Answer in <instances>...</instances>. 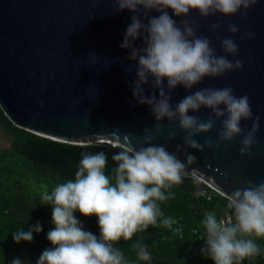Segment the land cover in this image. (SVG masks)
Here are the masks:
<instances>
[{"label":"clouds","instance_id":"1","mask_svg":"<svg viewBox=\"0 0 264 264\" xmlns=\"http://www.w3.org/2000/svg\"><path fill=\"white\" fill-rule=\"evenodd\" d=\"M256 4L257 0H114L115 14L123 10L131 13V22L119 47L128 49L127 59L136 62L135 77L129 82L132 96L137 104L149 107L157 132L166 120L169 124L175 122L185 133L182 141L185 159L181 160L177 152L169 151L164 144L153 143L148 128L144 129L142 144L133 146L125 142L113 152L115 167L110 175L105 171L108 158L104 152H82L74 179L56 183L51 191L45 189L40 195L39 204L50 207L54 227L46 233L49 247L41 252L35 264H129L116 246L118 241L130 240L149 225H162L173 234L181 232V228L173 227L176 219L164 215L160 203L174 197L173 187L195 174L188 167L196 160L189 149L201 152L242 137L239 155L248 154L260 121L259 115L253 116L248 96H237L231 86L190 92L205 78L240 70L242 61L236 58L238 44L233 35H228L220 40L222 54H217L208 37L197 35L188 15L194 11L200 18L214 15L227 18L238 13L243 16ZM152 12L158 15H150ZM218 28V24L211 25L214 33ZM238 30L237 24L227 26L230 34ZM253 36L248 31L241 39ZM138 38L141 46L136 47ZM145 86L150 89L148 95ZM177 86L189 94L173 105L170 93ZM90 89L95 95L94 87ZM201 109L209 112L207 119L196 115ZM249 120L250 128L241 126ZM217 121L220 128L215 139L209 137L200 143L196 137L208 133ZM175 135L172 129L167 132V139ZM180 148L178 145L177 149ZM224 199L226 208L231 210V222L218 220L215 212L204 213L200 255L213 264H241L245 258L261 252L255 241L264 238V181L238 187L224 194ZM76 213L94 216L98 234L86 229ZM42 230L40 221H35L26 229L21 227L12 232V240L16 244L30 243ZM133 247L137 249L138 260L152 259L147 245L137 241ZM8 264L30 262L13 257Z\"/></svg>","mask_w":264,"mask_h":264},{"label":"water","instance_id":"2","mask_svg":"<svg viewBox=\"0 0 264 264\" xmlns=\"http://www.w3.org/2000/svg\"><path fill=\"white\" fill-rule=\"evenodd\" d=\"M188 19L197 35L209 38L217 54H222L220 40L233 35L238 44L236 58L242 61L240 70L205 78L190 92L231 86L237 96H248L253 116H260L255 142L244 156L239 155L242 137L201 152L188 150L196 156L188 165L195 171L189 176L196 182L193 195L207 185L224 197L238 187L264 181V0H257L243 16L200 18L193 11ZM130 22L127 10L115 14L114 0H0L3 115L16 128L52 141L108 147L106 156L125 142L139 146L148 128L153 143L164 144L185 159V133L166 120L157 132L149 107L137 104L132 96L129 82L135 77L136 62L127 59L128 49L119 47ZM233 23L239 30L230 34L227 26ZM212 24L219 25L215 33ZM248 31L254 33L253 38L241 39ZM134 46H141L139 38ZM92 53L96 57H91ZM148 94L150 89L145 86ZM187 94L177 86L170 93V102L175 105ZM196 115L207 119L209 112L201 109ZM251 123L242 122L241 126L250 128ZM219 128L217 121L196 139L200 143L215 139ZM172 129L176 135L169 140L167 132Z\"/></svg>","mask_w":264,"mask_h":264},{"label":"trees","instance_id":"3","mask_svg":"<svg viewBox=\"0 0 264 264\" xmlns=\"http://www.w3.org/2000/svg\"><path fill=\"white\" fill-rule=\"evenodd\" d=\"M0 129L10 138L9 147L0 150V264H8L13 257L35 264L41 252L49 247L46 233L54 227L51 224V210L41 206L40 195L47 189L51 191L56 183L74 179L82 152H109L108 147L84 145L77 146L52 141L13 126L0 109ZM119 150L115 147L113 152ZM107 156L106 174L115 167L111 155ZM195 180L187 177L182 184L174 186V197L160 203L165 216H172L181 228L173 234L162 225H149L144 232H138L128 241H118L129 264H213L202 258L205 230L201 220L206 212H215L217 219L229 218L231 210L226 208L224 197L205 187L204 196L193 195ZM76 215L86 229L98 234L96 218ZM35 221H40L43 230L34 235L30 243L16 244L11 233L21 227L25 229ZM139 241L147 245L151 253L150 261L137 258L133 245ZM261 248L259 255L245 258L241 264H264V238L255 241Z\"/></svg>","mask_w":264,"mask_h":264},{"label":"rangeland","instance_id":"4","mask_svg":"<svg viewBox=\"0 0 264 264\" xmlns=\"http://www.w3.org/2000/svg\"><path fill=\"white\" fill-rule=\"evenodd\" d=\"M10 138L0 129V150L9 147Z\"/></svg>","mask_w":264,"mask_h":264},{"label":"built area","instance_id":"5","mask_svg":"<svg viewBox=\"0 0 264 264\" xmlns=\"http://www.w3.org/2000/svg\"><path fill=\"white\" fill-rule=\"evenodd\" d=\"M205 187H206V188H209L207 185H204L203 189H202V190H200V191H202V192L204 193V194H203V195H201V196H204V195H205V190H204V189H205ZM223 221H224V222H229V218H226V219H224Z\"/></svg>","mask_w":264,"mask_h":264}]
</instances>
